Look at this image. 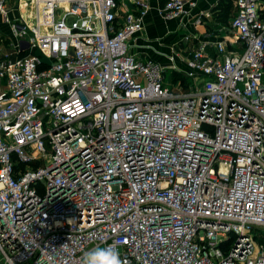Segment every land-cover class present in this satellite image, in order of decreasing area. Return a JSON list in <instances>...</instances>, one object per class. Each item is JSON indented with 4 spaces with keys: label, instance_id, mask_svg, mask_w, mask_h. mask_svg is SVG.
Segmentation results:
<instances>
[{
    "label": "built area",
    "instance_id": "obj_1",
    "mask_svg": "<svg viewBox=\"0 0 264 264\" xmlns=\"http://www.w3.org/2000/svg\"><path fill=\"white\" fill-rule=\"evenodd\" d=\"M40 1L30 23L0 0V263L264 264V0H234L176 80L132 51L149 0Z\"/></svg>",
    "mask_w": 264,
    "mask_h": 264
},
{
    "label": "crops",
    "instance_id": "obj_2",
    "mask_svg": "<svg viewBox=\"0 0 264 264\" xmlns=\"http://www.w3.org/2000/svg\"><path fill=\"white\" fill-rule=\"evenodd\" d=\"M149 1L151 8L144 18L142 30L137 32L132 39V51L137 56L153 58L166 65L167 72H176L173 73L175 80L181 78V74L177 71L187 68L186 57L190 52L186 47L195 42H215L233 35L229 23L235 10L234 0H198L196 7L191 9L188 14L172 19L164 18L158 12L166 0ZM7 3L9 6L10 3L15 4V8H13L15 12L12 11L13 16L21 17L30 23H36L37 16L41 14L44 16V14L50 13V17L53 9L52 1L17 0V2H13V0H7ZM62 14V9L57 10L56 19L60 18ZM198 17L201 18V21L196 22ZM8 33L10 34V28L0 15V35L6 36ZM186 35L191 36V44L185 43ZM6 38L12 41V38L7 36ZM5 44L6 42L0 41V48L4 49ZM11 46L10 43L8 51L12 50ZM141 48L143 51L146 50L144 51L145 56L142 55ZM186 82L188 84V79Z\"/></svg>",
    "mask_w": 264,
    "mask_h": 264
},
{
    "label": "clouds",
    "instance_id": "obj_3",
    "mask_svg": "<svg viewBox=\"0 0 264 264\" xmlns=\"http://www.w3.org/2000/svg\"><path fill=\"white\" fill-rule=\"evenodd\" d=\"M81 264H122L119 250L113 245L97 246L86 252Z\"/></svg>",
    "mask_w": 264,
    "mask_h": 264
},
{
    "label": "rangeland",
    "instance_id": "obj_4",
    "mask_svg": "<svg viewBox=\"0 0 264 264\" xmlns=\"http://www.w3.org/2000/svg\"><path fill=\"white\" fill-rule=\"evenodd\" d=\"M14 1L17 2V0H13V2H14ZM10 7L15 8V4L10 3ZM14 10H15V9H14ZM14 10H13V12H15ZM6 36L9 37L8 34H7ZM9 41H10V40H8V39L5 40L6 44H5V46H4V49H1V48H0V49H1V50H0V55H1L2 53L7 52V51L9 50V47H8L9 44H10ZM6 46H7V47H6ZM141 51H142V55L145 56L146 53H145L144 51H146V50L143 51L142 48H141ZM170 74H171L170 72H168V73L166 74L167 79L170 77Z\"/></svg>",
    "mask_w": 264,
    "mask_h": 264
},
{
    "label": "bare ground",
    "instance_id": "obj_5",
    "mask_svg": "<svg viewBox=\"0 0 264 264\" xmlns=\"http://www.w3.org/2000/svg\"><path fill=\"white\" fill-rule=\"evenodd\" d=\"M58 2H61V1H58ZM62 3H65V0H62ZM41 16L44 17L42 14H41ZM37 17H39V16H37Z\"/></svg>",
    "mask_w": 264,
    "mask_h": 264
},
{
    "label": "water",
    "instance_id": "obj_6",
    "mask_svg": "<svg viewBox=\"0 0 264 264\" xmlns=\"http://www.w3.org/2000/svg\"><path fill=\"white\" fill-rule=\"evenodd\" d=\"M1 264V263H0Z\"/></svg>",
    "mask_w": 264,
    "mask_h": 264
}]
</instances>
